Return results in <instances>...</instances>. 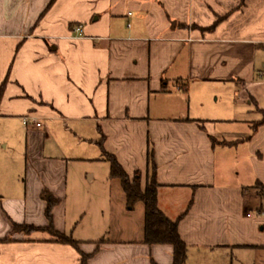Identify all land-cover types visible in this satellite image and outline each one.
<instances>
[{
	"label": "crops",
	"instance_id": "crops-1",
	"mask_svg": "<svg viewBox=\"0 0 264 264\" xmlns=\"http://www.w3.org/2000/svg\"><path fill=\"white\" fill-rule=\"evenodd\" d=\"M2 87L0 264H174L103 158L150 149L185 264H264V0H0Z\"/></svg>",
	"mask_w": 264,
	"mask_h": 264
},
{
	"label": "trees",
	"instance_id": "trees-1",
	"mask_svg": "<svg viewBox=\"0 0 264 264\" xmlns=\"http://www.w3.org/2000/svg\"><path fill=\"white\" fill-rule=\"evenodd\" d=\"M3 87L0 90V96ZM264 123V118L259 124ZM103 158L111 164V178H118L126 194L127 207L133 209L137 202H143L145 205V243L153 244H170L174 250V264L186 263V243L182 239L178 222L171 220L158 206V183L156 180V163L154 152L149 150V168L145 188H142L141 175L136 172V177L130 175L124 170L116 157L110 153L104 152ZM42 198L47 202L46 217L50 225L42 230L51 233L54 239L61 243H66L79 249V242L70 235L60 233L54 228L52 211L59 199L54 197L48 190L42 192ZM16 230L24 232H33L41 230L35 226H16ZM90 255L82 253L80 264H87ZM153 264H157L153 261Z\"/></svg>",
	"mask_w": 264,
	"mask_h": 264
},
{
	"label": "rangeland",
	"instance_id": "rangeland-1",
	"mask_svg": "<svg viewBox=\"0 0 264 264\" xmlns=\"http://www.w3.org/2000/svg\"><path fill=\"white\" fill-rule=\"evenodd\" d=\"M251 114H252V115H251ZM251 114H250V115H247V113H244V112H243L242 116H243V118H245V117H247V116H248V118H250V116H251V117H254V116H255V113H251ZM258 115L261 116V113L259 112ZM257 118H259V117H257ZM129 177H131V178H132V177H136V175H135V174H134V175H130ZM84 178H85L86 180L89 179V178H87V177H84ZM112 179H113V178H112Z\"/></svg>",
	"mask_w": 264,
	"mask_h": 264
},
{
	"label": "built area",
	"instance_id": "built-area-1",
	"mask_svg": "<svg viewBox=\"0 0 264 264\" xmlns=\"http://www.w3.org/2000/svg\"><path fill=\"white\" fill-rule=\"evenodd\" d=\"M79 31H81V29H78ZM29 123V118H25L24 119V124L27 125ZM37 125H40V123H36Z\"/></svg>",
	"mask_w": 264,
	"mask_h": 264
}]
</instances>
